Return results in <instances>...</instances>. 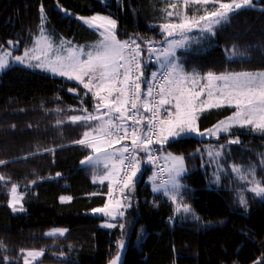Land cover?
I'll use <instances>...</instances> for the list:
<instances>
[{
    "label": "trees",
    "instance_id": "trees-1",
    "mask_svg": "<svg viewBox=\"0 0 264 264\" xmlns=\"http://www.w3.org/2000/svg\"><path fill=\"white\" fill-rule=\"evenodd\" d=\"M95 14L116 19L119 41L166 43L162 0H0V50L16 47L22 55L32 47L42 15L56 42H95L100 35L79 19ZM178 56L190 73L264 71V0L231 13ZM155 68L146 56L144 89ZM86 91L37 68L10 64L0 74V264H24L26 252L34 250L43 252L37 264H110L117 255L118 264H264V197L249 191L248 173L254 168L264 182V134L241 127L217 140L189 137L162 146L184 157L179 203L189 206V214H179L165 193L154 192L140 150L139 171L128 188L131 206L108 228L106 217L93 211L108 202V190L94 182L97 167L81 164L94 152L76 143L90 129L69 119L84 115L82 109L94 114L96 100ZM234 111L209 110L199 126L209 129ZM209 145L221 152L210 162L204 156ZM12 185L23 211L10 206ZM55 228L66 231L49 235Z\"/></svg>",
    "mask_w": 264,
    "mask_h": 264
},
{
    "label": "snow or ice",
    "instance_id": "snow-or-ice-1",
    "mask_svg": "<svg viewBox=\"0 0 264 264\" xmlns=\"http://www.w3.org/2000/svg\"><path fill=\"white\" fill-rule=\"evenodd\" d=\"M212 4L213 11H207L200 15L198 19L189 18L186 14L179 23H166L162 29L166 33V48L155 49L149 47V52H160V56L166 62L161 64L163 72L159 74L160 82L150 84L142 99L141 95V46L136 40L119 41L116 39L115 27L116 21L110 17L93 16L89 18L79 17L85 24L92 28L103 29L100 33L102 39L93 46V50L85 53L83 49L69 47L61 51H66V55L56 54L54 57H48L47 52L43 54L46 59L35 65L28 66L40 67L50 70L60 76L67 77L69 80L78 81L86 89L85 95L91 93L96 100L95 113H88L87 109H82L84 115H72L69 117L72 123L83 122L90 130L83 133L82 139L76 141L81 145H87L92 148L94 153H104L106 161H115L112 163V171L108 176L119 177L115 182L122 184L121 192L133 185V178L139 171V163L135 161L134 156H125L129 153V147L123 145L120 149L109 152L113 144H120L122 141L130 140L133 151L139 148L145 152L149 151L150 145L154 142L163 144L169 137H179L182 133H196L204 135L197 126L198 113L211 108L221 107L222 105L233 106L235 111L226 121H220L214 129L206 131L211 135H217L219 132H228L229 129L238 125L240 127L250 126L254 130L264 132V72H226L216 75L208 72L205 76L199 74H186L182 67L175 62V49L184 46V39H168L177 32L183 36L184 32L191 31L193 27H200V22H204L201 30L212 32L213 26L229 19L231 13L242 9L252 3V0H231V2H221V0H183L185 9L189 4L208 5ZM218 5V6H217ZM175 8L176 5H171ZM43 14V9L41 8ZM167 15L171 17L172 11ZM43 19V15H42ZM44 41L46 48L51 49L52 45L48 38L41 35L37 41V46ZM11 44L12 42L9 41ZM153 42L148 41L151 45ZM63 45V42H62ZM30 53H32L30 55ZM35 49L26 50L23 56H15L12 59L15 62L24 64L26 60L40 61L41 57L35 55ZM11 52L5 51L0 54V71L9 66V57ZM86 56V59H82ZM160 59V57H157ZM157 73L152 74V79H157ZM205 81L200 83V81ZM155 89V94H154ZM74 91V89H70ZM171 106V108L165 107ZM141 108L144 113H151L149 117L141 115ZM164 108L165 115L161 116L160 109ZM174 109V111L172 110ZM107 110V111H103ZM107 117V118H105ZM145 119L147 124L145 125ZM96 121L95 125L90 122ZM130 122V123H129ZM95 133V135H93ZM153 136L156 140H153ZM229 143H239L238 140H231ZM105 145L107 147H105ZM211 155V153H210ZM172 163L173 189H175V177L180 176L184 171V158L182 156L167 157ZM149 160L152 156L149 155ZM128 163L125 165V161ZM4 161H0L3 164ZM85 163H100L99 157H87L81 161ZM117 165L124 166L122 169ZM105 168L108 164L105 163ZM232 171L237 173L241 179L248 180L247 175L241 174L238 166H233ZM253 179L249 181L252 187L249 191L257 196H264V182L257 181L254 178V172H250ZM59 175V174H58ZM3 179V177H0ZM167 184V181L163 182ZM156 188L154 191H158ZM16 186L12 185L11 193L13 199L10 206L13 211H23V208L17 209L18 203L16 197ZM167 194V189H165ZM112 195V189L109 188V196ZM70 199L61 197V200ZM175 201V195L171 196ZM240 202L245 203L243 196ZM121 207L119 200H109L103 208L94 209V212H101L105 215L115 217L123 215L118 211ZM180 210L179 207L177 209ZM185 212L190 211L188 205H183ZM107 227H115L114 224H108ZM123 227V225H120ZM66 230L56 229L49 235L58 233L63 235ZM119 247H123L122 242ZM42 252L30 251L28 257L36 258L41 256ZM119 255L110 261V264H118ZM24 264H29L26 258Z\"/></svg>",
    "mask_w": 264,
    "mask_h": 264
},
{
    "label": "rangeland",
    "instance_id": "rangeland-1",
    "mask_svg": "<svg viewBox=\"0 0 264 264\" xmlns=\"http://www.w3.org/2000/svg\"><path fill=\"white\" fill-rule=\"evenodd\" d=\"M256 1H258V2H260V0H252V3L250 4V5H248V6H245V7H250V6H253L254 4H255V2ZM162 2H163V16H162V25H164V24H166V23H179V22H181V20L183 19V17H184V15L186 14L190 19L191 18H193V17H195L196 19H198L199 18V16L200 15H203V14H205V9L207 10V11H213L214 10V7H213V5L210 3V4H208V5H195V4H189V6H188V8L187 9H185V7H184V4H183V0H162ZM221 2H223V1H221ZM171 5H176V7L175 8H173V7H171ZM218 6V5H217ZM168 11H172L173 12V15L171 16V17H169L168 15H167V12ZM237 11V10H236ZM93 16H100V17H110L111 19H113V20H115L116 21V19L115 18H113L112 16H110V15H105V14H95V15H93ZM93 16H90V17H93ZM87 18H89V17H87ZM200 24H201V26L200 27H193L192 29H191V31H185L184 32V34H183V36H181V34L179 33V32H177L173 37H168V39H177V40H179V39H184V46L183 47H180V48H177V49H175V54H176V60H175V62L176 63H178L181 67H182V69H183V71L186 73V74H188V75H192V74H194V73H190V72H187L185 69H184V67H183V65L180 63V58H179V56H178V51L179 50H181V49H183V50H185V49H189V48H191L192 46L194 47V46H196V45H198V43L199 42H201V40L205 37V35L206 34H212L213 33V31L215 30V28L219 25H214L213 26V31L212 32H207V31H202L201 30V28H202V26H203V24H204V22L202 21V22H200ZM116 28H117V21H116V27H115V35H116ZM99 31H103V29H99ZM163 32H164V30H163ZM43 34V36H45V37H47L48 38V42H50L51 43V45H52V47H51V49H47L46 48V45H45V42L44 41H41L40 42V45L39 46H37V41L40 39V37H41V35ZM164 35H165V37H166V33L164 32ZM102 39V37H101V35H100V38H98V40L97 41H95V42H90V43H87V44H78V43H75V42H70V43H67V42H63V45H62V43H57L56 41H55V38L53 37V36H51V34L49 33V30H48V28H47V19H46V16L45 15H43V21H42V27H41V32H40V34L37 36V38L35 39V43H34V45L32 46V47H30V48H28L27 50H31V49H35V55H38V56H40L41 57V60L40 61H37V60H26V62L24 63V64H20V63H18V62H15L13 59H12V57H15V56H18V55H16L15 54V49H16V47H12V49H9V50H5V49H1L0 50V54H2L3 52H5V51H8V52H11V56L8 58L9 59V65L10 64H14V65H18V66H23V67H27V68H37V69H41V70H45V71H47L48 73H50L51 75H55V76H60V75H58V74H56V73H53V72H51L50 70H46V69H43V68H40V67H34V66H28L29 64H31V65H35V64H37V63H41V62H43L45 59H46V57H45V55L43 54L45 51L47 52V54H48V57H54L56 54H60V55H66L67 53H66V51H61V46L64 48V49H67V48H69V47H73V48H76V49H83V51L85 52V53H87L88 51H91V50H93V46H95V45H97L99 42H100V40ZM116 39H117V37H116ZM118 40V39H117ZM130 41V40H129ZM25 53V52H24ZM24 53L22 54V55H19V56H23L24 55ZM32 53H30V55H31ZM157 57H160V59H157ZM156 64H157V68H161V64L162 63H164V62H166L165 60H164V58L162 57V56H160V54H158L156 57ZM82 59H86V56H83L82 57ZM7 68V67H6ZM5 68V69H6ZM4 69V70H5ZM4 70H2V71H0V74L4 71ZM163 70V69H162ZM260 72H264V71H257V72H252V73H260ZM195 74H198V73H195ZM207 74V73H206ZM206 74H199V76L200 77H203V76H205ZM216 75H219V74H216ZM60 77H62V76H60ZM64 77V76H63ZM66 79H68L67 77H65ZM69 80V79H68ZM71 81H75V80H71ZM75 82H78V81H75ZM205 81H203V80H201L200 81V83L202 84V83H204ZM79 83V82H78ZM170 108H171V106H169ZM232 107V106H231ZM218 108V107H217ZM212 109H214V108H211V109H207V110H205V111H202V112H199L198 113V119H197V126H198V128H199V130H200V132H202V133H204V135H198V134H196V133H182L179 137H169V139H168V141L167 142H165V143H168L169 141H172V140H176V139H181V138H189V137H194V138H197V139H201V140H213V139H215V140H217V139H219L221 136H223V135H227V134H229V133H231V132H233L236 128H241L240 126H238V125H234V126H232L230 129H229V131L228 132H219L217 135H211V134H209L206 130H202L201 128H200V126H199V119H200V117L204 114V113H206V112H208L209 110H212ZM103 111H107V110H103ZM94 114H96L95 112H94ZM227 120V118L225 119V120H223V121H226ZM219 124V123H218ZM218 124H216V125H218ZM215 125V126H216ZM246 128H249V129H251V130H253V132H255V133H261V134H264V132H262V131H259V130H254L253 128H251L250 126H245ZM209 129H214V126L213 127H211V128H209ZM105 147H107L106 145H105ZM223 146H219L218 148H222ZM108 151L109 152H113L110 148H108ZM165 153V156H166V160H167V162L169 163V166H170V164H172L173 162L170 160V159H168L167 157L169 156V154H171V153H166V152H164ZM210 153H211V155H210ZM200 154H203V152H201L200 151ZM220 154H221V152H220V150H217V149H215L214 148V146L213 145H209V146H207L206 147V150H205V157H206V159H207V161L208 162H210L211 160H215V159H218L219 157H220ZM172 156H182V155H176V154H171ZM94 157V159L96 158V157H99V160H100V162H102L103 164H105V163H107L108 165L109 164H111V161H106L105 160V156H104V153H95V155L93 156ZM183 157V156H182ZM184 158V157H183ZM113 163H114V161H112ZM90 163H85V165H89ZM263 165H264V161H263ZM119 167V166H118ZM172 167V166H171ZM184 169H185V171L180 175V176H178V177H175V184H176V187H175V189H173V179H171V181H170V183L168 184V185H163V184H161V183H159V182H157V180L155 179V177L153 176V175H150L149 177H148V181L152 184V188H153V190L154 189H156V188H158L159 190L158 191H154V192H157V193H161V192H163V193H165V189H167V196L171 199V196H173V195H175V197H176V199H175V201H173L172 199V202L176 205V207H177V209H178V207H179V211H178V213L180 214V213H186V214H189V211L188 212H185L184 210H183V205H181L179 202V194H180V191H181V188H182V183H181V178L186 174V165H185V160H184ZM249 171H253L254 170V168H249L248 169ZM248 173H250V172H248ZM235 174H237V173H235ZM241 174H243L242 172H241ZM137 175V174H136ZM238 175V174H237ZM245 175V174H244ZM173 176H174V173L172 172V178H173ZM215 176L218 178L219 176H220V171H216L215 172ZM136 178V176L133 178V180ZM249 178V177H248ZM254 178H255V180H257V178H256V175H254ZM250 179L252 180L253 179V175L251 176L250 175ZM95 180V179H94ZM97 180V179H96ZM96 180H95V182H96ZM257 181H261V180H257ZM252 187V185H251V183H249V189ZM16 189H17V191H16V197L18 198V203H16L15 204V207L17 208V209H20L21 207H22V196L20 195V193H19V191H18V188L16 187ZM108 195H109V191H108V194H107V197H108ZM243 196V195H242ZM261 197H264V196H261ZM243 198H244V196H243ZM12 199H13V196H12V193H11V201H12ZM108 199V202H109V197L107 198ZM129 200V199H128ZM107 202V203H108ZM121 203V202H120ZM131 206V204L130 203H128V201L127 202H123V203H121V207L118 209V211H122L123 212V215L122 216H120V215H116L115 217H112V216H108V215H105L104 213H101V212H94V214H96V215H103V216H105L106 217V222H104L103 223V226H105V227H107L106 225H108V224H114L115 225V221L117 220V219H119L120 217H123L124 216V214H125V212H126V210L129 208ZM103 208V207H102ZM108 228H110V227H108ZM111 228H113V227H111ZM56 229H58V228H55V229H52L49 233H52L53 232V230H56ZM48 233V234H49ZM55 235H59L58 233H56V234H54L53 236H55ZM52 236V235H51ZM34 251H36V252H42V251H39V250H34ZM28 252H30V251H28ZM28 252H26V254H25V259L27 258L28 259V261H29V264H37L38 263V261L42 258V256H43V254L41 255V256H39V257H36V258H32V257H28L27 256V253ZM43 253V252H42ZM24 259V260H25Z\"/></svg>",
    "mask_w": 264,
    "mask_h": 264
},
{
    "label": "built area",
    "instance_id": "built-area-1",
    "mask_svg": "<svg viewBox=\"0 0 264 264\" xmlns=\"http://www.w3.org/2000/svg\"><path fill=\"white\" fill-rule=\"evenodd\" d=\"M138 44L141 46V56L139 57V61L141 63V70L143 72V75L141 77V95L142 99L144 97V93H146L147 88L150 84L155 85L160 82L159 79V74L163 72L162 68H157L156 64V56L160 54L159 51L156 52H149V47L151 46L152 48H155L157 50L163 49L167 47L166 43H159V42H153L151 45L148 44V42L141 43L140 41L136 40ZM148 56L151 60V63L153 65H156V68L153 70V73H157V79L156 80H151V82L147 85V87L144 89L143 83H144V60ZM154 94H155V89H154ZM170 108L169 106H165ZM174 111V109H172ZM160 114L161 116L165 115L164 108L160 109ZM141 115L144 117H149L151 113H144L143 109L141 108ZM130 123V122H129ZM145 125L147 124V120L145 119ZM153 140H156V137L153 136ZM123 145H127L129 147V153H125V156H134L135 161L139 163L140 161V150L139 148L135 149V151L132 150L131 148V141L130 140H125L122 141L120 144H113L112 148L113 151L120 149ZM143 163L146 164L149 168H151L153 176L157 180V182L163 184V185H168L172 179L171 173H170V166L169 163L166 160L165 153L162 151V144L154 142L152 145L149 147V151L145 152L143 151ZM149 155L152 156V159L149 160L148 157ZM115 162V161H114ZM128 163V161H125V165ZM119 167L122 169L121 171V176L123 175V171L127 170L124 168V166L119 165ZM119 179V177L116 178V180ZM167 181V184H164L163 182ZM121 187L122 184H118L115 182L114 187L112 189V195L111 197L108 195L109 200L111 199L112 201L119 200L121 203L127 202L129 199V192L128 188L124 189L123 192H121Z\"/></svg>",
    "mask_w": 264,
    "mask_h": 264
},
{
    "label": "crops",
    "instance_id": "crops-1",
    "mask_svg": "<svg viewBox=\"0 0 264 264\" xmlns=\"http://www.w3.org/2000/svg\"><path fill=\"white\" fill-rule=\"evenodd\" d=\"M86 25H88V24H86ZM89 26V25H88ZM90 27V26H89ZM91 29H93V30H95L99 35H100V33H101V31H99V29H96V28H92V27H90ZM62 42H67V43H70V42H72V41H70V40H66V39H60V40H57V43H62ZM45 71V70H44ZM47 72V71H46ZM48 73V72H47ZM50 74V73H49ZM52 76H55V75H52ZM56 77H60V76H56ZM62 78H65V77H63L62 76ZM66 79V78H65ZM228 105H222L221 107H227ZM229 107H231V106H229ZM233 107V106H232ZM219 108V107H218ZM105 118H107V117H105ZM97 122H95V124H96ZM94 124V125H95ZM93 135H95V133L93 134ZM165 144H167V143H163L162 144V146H164ZM112 151H113V148H110ZM95 155V153L92 155V156H94ZM112 161H111V164H109L108 165V168H105V164H103L102 162H100V163H91V164H89V165H92V166H95V167H97V169L99 170V172H98V174L94 177V179L96 180V182H95V180H94V182L96 183V184H99V185H101L102 187H106L107 188V190L109 191V188L111 187V189L113 188V185H114V183H115V180H116V176H111V177H109L108 176V173L110 172V171H112V167H111V165H112ZM118 166V165H117ZM172 164H170V173H171V176H172ZM182 187H183V185H182ZM182 189V188H181Z\"/></svg>",
    "mask_w": 264,
    "mask_h": 264
},
{
    "label": "water",
    "instance_id": "water-1",
    "mask_svg": "<svg viewBox=\"0 0 264 264\" xmlns=\"http://www.w3.org/2000/svg\"><path fill=\"white\" fill-rule=\"evenodd\" d=\"M119 261H121V258H120V260Z\"/></svg>",
    "mask_w": 264,
    "mask_h": 264
},
{
    "label": "bare ground",
    "instance_id": "bare-ground-1",
    "mask_svg": "<svg viewBox=\"0 0 264 264\" xmlns=\"http://www.w3.org/2000/svg\"><path fill=\"white\" fill-rule=\"evenodd\" d=\"M152 175H153V173H152Z\"/></svg>",
    "mask_w": 264,
    "mask_h": 264
}]
</instances>
